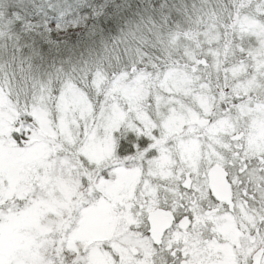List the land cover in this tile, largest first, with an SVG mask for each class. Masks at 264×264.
<instances>
[{"label":"snow or ice","instance_id":"obj_1","mask_svg":"<svg viewBox=\"0 0 264 264\" xmlns=\"http://www.w3.org/2000/svg\"><path fill=\"white\" fill-rule=\"evenodd\" d=\"M0 264H264V0H0Z\"/></svg>","mask_w":264,"mask_h":264}]
</instances>
